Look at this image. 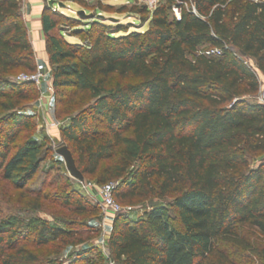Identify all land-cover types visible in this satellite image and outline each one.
<instances>
[{"label":"trees","instance_id":"obj_1","mask_svg":"<svg viewBox=\"0 0 264 264\" xmlns=\"http://www.w3.org/2000/svg\"><path fill=\"white\" fill-rule=\"evenodd\" d=\"M20 1L0 0V87L10 83L26 99L33 84L9 81L19 69L36 68ZM53 8L44 9L42 25L58 113L73 109L79 94L92 100L61 128L78 168L100 185L117 182L116 200L173 196L170 204L148 202L138 218L115 219L113 259L240 264L252 254L264 264V244L254 247L239 232L247 225L264 234V164L250 159L264 152V0H163L152 10L133 8L150 21L148 29L119 35L97 10L81 16L91 21L84 44L67 40L62 29L53 34L59 18L73 19ZM174 8L180 18L171 17ZM215 48L221 54H206ZM115 76L134 81L114 83ZM0 107L7 111L0 118V178L24 188L41 169L43 142L30 135L19 141L32 117L10 100ZM63 236L73 232L44 223L34 243ZM19 237L17 228L0 225V264L22 261ZM26 258L38 262L33 254Z\"/></svg>","mask_w":264,"mask_h":264},{"label":"rangeland","instance_id":"obj_2","mask_svg":"<svg viewBox=\"0 0 264 264\" xmlns=\"http://www.w3.org/2000/svg\"><path fill=\"white\" fill-rule=\"evenodd\" d=\"M60 1L55 0L56 4L53 9L57 8L63 15L73 19L59 18L60 26L53 31V34L58 35L59 30L62 29L67 40L83 44L87 37L83 30L89 28L87 25L91 21L83 19L78 14L80 11L85 10L90 16L97 10H102L100 14L104 15L107 30L112 35H119L148 29L150 21L143 22L141 15L133 12V8L147 5L152 10L163 2V0H85L86 6L80 0H65V6L60 8L58 6ZM41 2L44 9L50 6L49 0H41ZM20 3L24 18L30 1L21 0ZM170 14L171 17L177 16L175 8L170 11ZM121 26L123 30L118 32ZM246 62L254 68L253 61L246 58ZM38 63L45 65L46 76L40 84L31 82L33 85L28 87L30 92L28 98L16 97V92L11 88L10 83L0 87V102L10 100L16 104V111L32 117V124L25 127L19 141L30 135L43 142L41 169L26 187L18 188L10 181L0 178V225L5 228L6 232L12 228L19 230L18 248L25 250V253L17 254V258H22L18 264H110V259L113 257L109 241L115 219L126 214L134 218L140 217L148 207L149 201L138 199L127 201L117 199V201L115 199L120 204L121 211L106 215L95 186L100 185L95 176H85V181L82 182L70 174L63 157L56 151L57 148L67 145L62 139L61 128L69 120L71 114L87 107L92 100L88 95L79 94L73 109L67 105L62 108H69L68 112L59 114L58 108L61 105L57 103L55 88L53 92L49 90V86L53 84L52 67L36 59V65ZM24 72H27L26 69L13 72L9 75V81L19 83L15 80ZM256 72L263 81L262 73L259 70ZM113 81L114 83L118 81L126 83L134 81V78L122 79L115 76ZM262 90L263 92L259 95L260 100L264 94V87ZM67 92L70 91L67 90ZM6 112L0 109V118L5 117ZM5 126L7 128L8 124ZM250 159L253 166L264 164V152L252 155ZM172 198L173 196H168L162 200L158 198L151 200L170 204ZM79 201H81L80 204L86 206V210L79 209ZM170 212L177 221L176 210L170 207ZM44 223L66 228L73 232V236L59 237L49 245H35L34 234L37 228ZM239 232L254 247L264 244V234L256 228L241 226ZM103 238L106 242L104 247L100 243ZM27 254L36 256L38 262L28 261ZM76 260L79 261L76 262ZM242 260L240 264H260L259 259L252 254H244Z\"/></svg>","mask_w":264,"mask_h":264},{"label":"built area","instance_id":"obj_3","mask_svg":"<svg viewBox=\"0 0 264 264\" xmlns=\"http://www.w3.org/2000/svg\"><path fill=\"white\" fill-rule=\"evenodd\" d=\"M176 15L178 18H180V9L175 8ZM221 50L218 48L211 49L206 51V54H221ZM46 72H45V65L43 63H38L36 65V68L33 71H27L24 73H21L17 76L16 82L22 83V82H34L36 84H40V82L45 78ZM50 91H54V85L51 84L49 86ZM262 100L264 101V94L262 96ZM118 183L116 182H107L105 184L101 185H95L98 193L100 195L102 206L104 209V213L106 215L112 214V213H118L121 211L120 204L115 200L114 192L117 187ZM101 245L104 247L106 245L105 239L100 241ZM110 264H117V261L113 258L110 259Z\"/></svg>","mask_w":264,"mask_h":264},{"label":"crops","instance_id":"obj_4","mask_svg":"<svg viewBox=\"0 0 264 264\" xmlns=\"http://www.w3.org/2000/svg\"><path fill=\"white\" fill-rule=\"evenodd\" d=\"M29 1L30 6L24 14V19L29 30V37L35 51V57L49 66V53L42 25L44 6L41 0Z\"/></svg>","mask_w":264,"mask_h":264},{"label":"water","instance_id":"obj_5","mask_svg":"<svg viewBox=\"0 0 264 264\" xmlns=\"http://www.w3.org/2000/svg\"><path fill=\"white\" fill-rule=\"evenodd\" d=\"M49 4L50 6H54L55 5V0H49ZM58 6L61 8V7H64L65 6V3L60 1L58 2ZM80 16H85L86 15V12L85 10H82L78 13ZM99 18H104V15L103 14H99L98 15ZM57 153L63 157L65 163H66V167L68 169V171L70 172V174L75 177L76 179L80 180V181H85V176L84 174L82 173V171L78 168L77 164H76V161H75V158L71 152V150L69 149V147L67 145H63L59 148H57ZM155 204V202L153 201H150L149 202V206H153Z\"/></svg>","mask_w":264,"mask_h":264}]
</instances>
